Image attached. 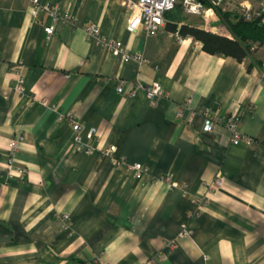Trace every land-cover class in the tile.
<instances>
[{
    "label": "crops",
    "instance_id": "1",
    "mask_svg": "<svg viewBox=\"0 0 264 264\" xmlns=\"http://www.w3.org/2000/svg\"><path fill=\"white\" fill-rule=\"evenodd\" d=\"M41 4L50 36L44 8L0 0V264H264V49L208 53L181 36L204 21L185 13L128 33L122 0ZM231 115L250 142L233 144Z\"/></svg>",
    "mask_w": 264,
    "mask_h": 264
},
{
    "label": "built area",
    "instance_id": "2",
    "mask_svg": "<svg viewBox=\"0 0 264 264\" xmlns=\"http://www.w3.org/2000/svg\"><path fill=\"white\" fill-rule=\"evenodd\" d=\"M32 3L34 5V9L32 11L33 17L37 16L38 8H44V10H46L52 18V22L44 27L45 33L48 36L52 35L55 29L54 24L58 19L54 8L48 4L42 5L41 0H32ZM122 3L129 13V22L126 26V31L128 33H134L140 27L144 28L148 32H155L158 29L164 28L166 26L165 13L175 8L177 4L182 6L185 14L203 18V24L200 23L202 29L216 35H225L228 37L233 36L231 33L230 22L224 16L228 13V11L240 20L250 23L258 21L260 24H264V0L255 4L250 3L247 0H122ZM86 34L96 40L101 39L99 30L95 25H88L86 27ZM114 47L119 50V44H116ZM262 48L264 49V46H262ZM257 67L264 69V61ZM19 82H22L21 77H19ZM128 85V81L125 79H119L116 92L119 94L124 93ZM139 86L146 88L147 97L153 102L157 101L162 96L164 91L163 87L158 82H153L149 85L139 84ZM16 89L21 90L22 86H17ZM133 93L134 91L132 92V95ZM61 118L63 117L61 116ZM204 118L205 132L207 133L212 132L221 122L220 118L209 110L204 112ZM226 123L232 131L233 144L251 141L249 137L244 136L239 132L237 128L239 118L236 115H231ZM73 130L76 133V140L80 142V124H74ZM93 136L94 133L90 131L86 137L91 139ZM9 147L12 151L15 150L17 147L16 140H11L9 142ZM115 149V146H111L110 152H115ZM129 168L133 172L136 179H144L148 176L147 168L141 163L132 164ZM17 170L20 174L19 176L22 177L23 171L19 168ZM171 185L175 186L176 184L171 182ZM192 203H197V200H192ZM187 234L188 228L185 226L182 236Z\"/></svg>",
    "mask_w": 264,
    "mask_h": 264
},
{
    "label": "trees",
    "instance_id": "3",
    "mask_svg": "<svg viewBox=\"0 0 264 264\" xmlns=\"http://www.w3.org/2000/svg\"><path fill=\"white\" fill-rule=\"evenodd\" d=\"M184 16L180 4L165 13L166 19H170L172 22L181 20ZM172 22L167 23V26L176 31L177 26ZM230 28L236 35L235 39L216 35L186 23L180 27V34L183 37L192 36L201 41L203 49L208 53L233 56L238 59H243L247 52L255 53L264 46V24H260L258 21L249 23L238 20L230 24Z\"/></svg>",
    "mask_w": 264,
    "mask_h": 264
},
{
    "label": "rangeland",
    "instance_id": "4",
    "mask_svg": "<svg viewBox=\"0 0 264 264\" xmlns=\"http://www.w3.org/2000/svg\"><path fill=\"white\" fill-rule=\"evenodd\" d=\"M225 16V18H226V15H224ZM236 20H238L237 18H235L234 19V21L236 22ZM242 21H244V20H242ZM244 22H246V21H244ZM234 23V22H233ZM250 23V22H249ZM172 186V185H171ZM172 187H178V183L175 185V186H172Z\"/></svg>",
    "mask_w": 264,
    "mask_h": 264
}]
</instances>
